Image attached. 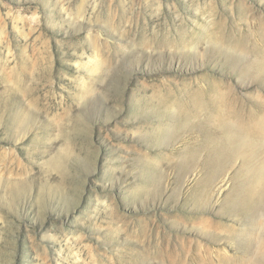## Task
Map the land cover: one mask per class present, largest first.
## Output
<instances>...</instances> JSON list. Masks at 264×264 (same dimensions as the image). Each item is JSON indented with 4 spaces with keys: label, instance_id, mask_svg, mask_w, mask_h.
Masks as SVG:
<instances>
[{
    "label": "rangeland",
    "instance_id": "374dc122",
    "mask_svg": "<svg viewBox=\"0 0 264 264\" xmlns=\"http://www.w3.org/2000/svg\"><path fill=\"white\" fill-rule=\"evenodd\" d=\"M0 264H264V0H0Z\"/></svg>",
    "mask_w": 264,
    "mask_h": 264
}]
</instances>
